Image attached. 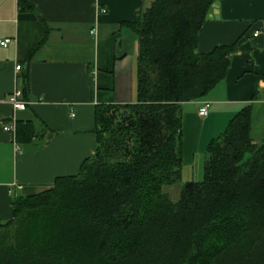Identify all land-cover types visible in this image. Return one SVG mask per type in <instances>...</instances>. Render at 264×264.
Returning <instances> with one entry per match:
<instances>
[{
  "label": "trees",
  "instance_id": "obj_1",
  "mask_svg": "<svg viewBox=\"0 0 264 264\" xmlns=\"http://www.w3.org/2000/svg\"><path fill=\"white\" fill-rule=\"evenodd\" d=\"M215 1L150 0L129 25L135 101L96 106L97 148L77 174L12 198L0 264H264V139L251 137L252 103L207 143L202 179L177 198L166 190L181 177V105L224 79L236 44L196 52ZM17 7L32 10L30 0ZM33 135L31 123L16 126L18 142Z\"/></svg>",
  "mask_w": 264,
  "mask_h": 264
},
{
  "label": "crops",
  "instance_id": "obj_2",
  "mask_svg": "<svg viewBox=\"0 0 264 264\" xmlns=\"http://www.w3.org/2000/svg\"><path fill=\"white\" fill-rule=\"evenodd\" d=\"M30 1L32 10L20 12L17 0H0V42L9 40L0 46V221L12 217L14 196L77 174L95 153L96 106L135 101L138 44L129 25L150 3ZM233 43L224 79L203 98L181 105V175L187 171L189 180L202 179L207 143L242 105H253V141L264 139V0H216L210 7L196 52ZM16 87L28 102L25 110L13 111L8 101ZM203 101L209 106L202 117L197 109ZM12 115L14 133L3 129ZM28 123L34 135L18 142L16 126Z\"/></svg>",
  "mask_w": 264,
  "mask_h": 264
},
{
  "label": "built area",
  "instance_id": "obj_3",
  "mask_svg": "<svg viewBox=\"0 0 264 264\" xmlns=\"http://www.w3.org/2000/svg\"><path fill=\"white\" fill-rule=\"evenodd\" d=\"M258 35V32L254 33V37H256ZM9 44V40H3L0 42V46L3 48H6ZM16 71H20V66H16L15 67ZM23 90L19 87L14 88V90L11 92L8 101L12 106L13 111H17V110H25L28 102L23 98ZM208 106L209 103L206 101L201 102L200 106L197 109V114L199 116H206V114L208 113ZM4 130L7 131H12L14 133L15 131V116L12 115L11 117V121L8 124H5L3 126Z\"/></svg>",
  "mask_w": 264,
  "mask_h": 264
},
{
  "label": "rangeland",
  "instance_id": "obj_4",
  "mask_svg": "<svg viewBox=\"0 0 264 264\" xmlns=\"http://www.w3.org/2000/svg\"><path fill=\"white\" fill-rule=\"evenodd\" d=\"M194 174H195V177L198 176V170L197 169L194 170ZM198 177L199 178L198 179H195V180L201 179L202 173H201V176H198ZM188 180H189L188 172L187 171H184L183 172V175H181V177L178 180V182H176L175 184H173L171 186L166 187V190L170 194V197L171 198H177L178 195H179V191H180V188H181L182 184L184 182L188 181Z\"/></svg>",
  "mask_w": 264,
  "mask_h": 264
}]
</instances>
